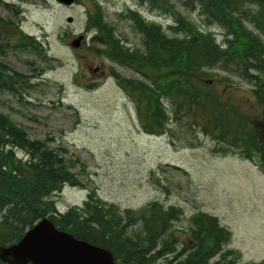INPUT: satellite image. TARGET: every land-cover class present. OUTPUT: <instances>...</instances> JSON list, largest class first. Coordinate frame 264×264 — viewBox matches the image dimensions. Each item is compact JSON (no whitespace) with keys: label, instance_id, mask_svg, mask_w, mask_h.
<instances>
[{"label":"trees","instance_id":"16d2710c","mask_svg":"<svg viewBox=\"0 0 264 264\" xmlns=\"http://www.w3.org/2000/svg\"><path fill=\"white\" fill-rule=\"evenodd\" d=\"M140 1L160 8L172 21L163 27L136 9H126L120 15L140 34L139 45L128 40L123 45L97 0L86 28L99 35L95 50L102 58L136 72L134 77L115 70L111 74L133 102L141 130L165 134L171 145L178 131L201 133L213 142L211 154L247 159L264 174V120L225 96L222 89L231 85L225 82L231 77L221 78L214 70L231 71L248 83L253 102L264 106V0H176L197 10L206 26L222 28L223 43L170 0ZM0 21L4 26L8 22ZM16 26L15 36L3 34L0 54L13 47L45 57L42 42ZM31 78L0 59V90L21 96L33 86ZM183 138L189 146L199 144ZM61 152L66 149L52 147L47 138H31L0 112V246L17 241L27 227L48 215L56 227L110 249L120 264H255L242 263L241 252L226 247L232 232L206 212L190 215L187 229L180 231L175 225L182 218L181 207L151 200L137 210L119 211L93 192L81 207L59 212L50 196L64 185H81ZM257 264H264V258Z\"/></svg>","mask_w":264,"mask_h":264},{"label":"rangeland","instance_id":"374dc122","mask_svg":"<svg viewBox=\"0 0 264 264\" xmlns=\"http://www.w3.org/2000/svg\"><path fill=\"white\" fill-rule=\"evenodd\" d=\"M97 1L124 45L127 40L139 45L140 38L130 22L118 15L126 8L136 9L163 26L171 21L149 2ZM170 1L223 43L222 28L206 26L197 10ZM6 2L13 6L6 7ZM94 8L93 0L71 5L55 0H0V20L8 21L5 26L0 21V44L3 34L15 36L16 25L20 24L24 32L42 42L49 56L27 49H4L0 54L3 62L34 78L30 81L33 86L22 91L21 96L0 90V112L25 128L31 138H47L52 147L66 149L61 153L81 185H65L50 196L57 210L81 207L89 192L119 211L137 210L158 200L165 206L182 208V219L175 225L180 231L187 229L191 214L203 211L231 230L227 247L241 252L242 263L257 264L264 258V174L238 156L211 154L213 142L201 133L192 136L181 129L173 145L165 134L144 133L133 102L110 68L126 77H134L136 72L96 52L100 37L95 30L86 28ZM68 16L71 22L66 20ZM247 25L257 32L252 24ZM80 33L85 38L79 47H73L71 41ZM214 70L221 78L231 77L225 81L231 85L222 89L225 96L264 120V106L253 102L250 85L231 71ZM184 136L189 143L199 144L189 146Z\"/></svg>","mask_w":264,"mask_h":264},{"label":"water","instance_id":"95a60500","mask_svg":"<svg viewBox=\"0 0 264 264\" xmlns=\"http://www.w3.org/2000/svg\"><path fill=\"white\" fill-rule=\"evenodd\" d=\"M71 4L74 0H57ZM71 21L72 17H67ZM83 35L71 45L78 47ZM0 259L9 264H119L112 252L102 246L76 238L42 217L16 242L0 246Z\"/></svg>","mask_w":264,"mask_h":264},{"label":"bare ground","instance_id":"6f19581e","mask_svg":"<svg viewBox=\"0 0 264 264\" xmlns=\"http://www.w3.org/2000/svg\"><path fill=\"white\" fill-rule=\"evenodd\" d=\"M194 8H195V6H194ZM129 10H130V9H129ZM130 11H131V10H130ZM141 19H142V18H141ZM152 22H153V21H152ZM146 24H147V23H146ZM151 24H152V23H151ZM123 45H124V44H123ZM64 186H65V185H64ZM71 208H72V207H71ZM71 208H70V209H71ZM50 219H51V218H50Z\"/></svg>","mask_w":264,"mask_h":264},{"label":"flooded vegetation","instance_id":"af4514ba","mask_svg":"<svg viewBox=\"0 0 264 264\" xmlns=\"http://www.w3.org/2000/svg\"><path fill=\"white\" fill-rule=\"evenodd\" d=\"M96 70H97V69H96ZM96 70H95V71H96Z\"/></svg>","mask_w":264,"mask_h":264}]
</instances>
